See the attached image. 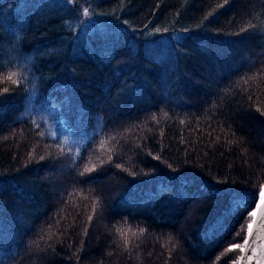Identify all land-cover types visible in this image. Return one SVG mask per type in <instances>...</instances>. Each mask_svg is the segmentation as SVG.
<instances>
[{
  "label": "trees",
  "instance_id": "16d2710c",
  "mask_svg": "<svg viewBox=\"0 0 264 264\" xmlns=\"http://www.w3.org/2000/svg\"><path fill=\"white\" fill-rule=\"evenodd\" d=\"M263 183L264 0H0V264H234Z\"/></svg>",
  "mask_w": 264,
  "mask_h": 264
},
{
  "label": "snow or ice",
  "instance_id": "6c2138e0",
  "mask_svg": "<svg viewBox=\"0 0 264 264\" xmlns=\"http://www.w3.org/2000/svg\"><path fill=\"white\" fill-rule=\"evenodd\" d=\"M69 4L75 3V0H67ZM82 15H89V7H85L82 9ZM245 29H241L244 31ZM159 31V29H156ZM9 80L12 79L11 76L8 77ZM16 82V81H13ZM7 91V89H5ZM86 171H90V169H86ZM224 191L226 195H228L231 199L235 200V190H221ZM258 199V202H257ZM252 203L255 205L254 210L250 211L248 215L253 218L252 223L247 225V238L244 239L243 245L234 243L231 247L226 249V252L232 251L233 249L239 248L241 253H245V255L240 256L234 264H241V261L246 262V264H251V261L254 257H261V259L256 260V264H264V238L261 239L260 248L256 247L257 237L254 233L253 225L254 224H264V187H261L256 195L253 198ZM258 217V219H257ZM143 230H141L142 232ZM239 234V233H238ZM122 235H125L122 233ZM125 246H127V239L124 240Z\"/></svg>",
  "mask_w": 264,
  "mask_h": 264
},
{
  "label": "water",
  "instance_id": "95a60500",
  "mask_svg": "<svg viewBox=\"0 0 264 264\" xmlns=\"http://www.w3.org/2000/svg\"><path fill=\"white\" fill-rule=\"evenodd\" d=\"M261 187H264V183L262 184ZM257 202H258V199H257ZM254 207H255V205H254ZM254 207H253L252 210H254ZM257 219H258V217H257ZM252 220H253V218L251 217V220L249 221V223H252ZM249 223H248V224H249ZM253 229H254V233H255V235H256V237H257V240H256V247H257L258 250H259L261 239L264 238V224H259V223H258V224H254V225H253ZM245 238H247V229H246V233H245V237H244V239H245ZM244 239H243V241H244ZM242 245H243V242H242ZM242 255H245V253H241V252H240L239 257L242 256ZM239 257H238V258H239ZM257 259H261V257H259V256L254 257V259L251 261V264H256V260H257ZM241 264H246V262L241 261Z\"/></svg>",
  "mask_w": 264,
  "mask_h": 264
}]
</instances>
